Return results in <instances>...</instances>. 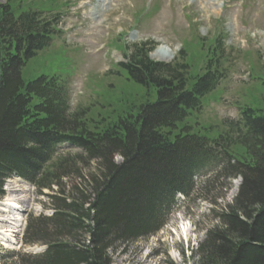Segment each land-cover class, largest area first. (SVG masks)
I'll return each mask as SVG.
<instances>
[{"label":"trees","instance_id":"1","mask_svg":"<svg viewBox=\"0 0 264 264\" xmlns=\"http://www.w3.org/2000/svg\"><path fill=\"white\" fill-rule=\"evenodd\" d=\"M50 4L0 5V197L14 176L53 192V214L31 215L24 240L47 249L19 254L18 262L113 264L111 250L158 234L177 194L197 195L206 185L196 178L213 168L210 181L241 177L242 184L232 204L215 210L197 264H264V98L241 106L238 119L225 120L214 137L190 121L224 78L219 37L206 48L203 72L192 67L186 48L168 63L150 56L153 41L128 46L117 65L143 99L108 102L95 119L88 108L72 109L66 79L24 76L59 34Z\"/></svg>","mask_w":264,"mask_h":264},{"label":"rangeland","instance_id":"2","mask_svg":"<svg viewBox=\"0 0 264 264\" xmlns=\"http://www.w3.org/2000/svg\"><path fill=\"white\" fill-rule=\"evenodd\" d=\"M52 1L59 8L53 13L62 16L58 23L62 33L29 62L24 76L28 79L44 72L67 77L73 110L88 108L89 117L98 119L101 111H108V102L117 105L121 98L130 95L143 99L144 91L119 72L117 64L125 60V46L154 41L151 57L155 60H160L156 58L160 50H175L174 60L186 48L192 67L203 72L205 50L217 35L226 49L220 62L224 78L202 100L201 109L193 112L191 123L196 128L202 127L201 132L211 131L210 136L214 137L224 131L225 120L238 119L240 106L260 105L263 101L264 0ZM6 2L8 0H0V5ZM26 3L34 6L46 1L26 0ZM63 149L67 153H79L68 146ZM115 161L121 163L122 157L117 155ZM212 175L213 168H209L196 178L197 184L206 188L191 198L180 197L177 209L158 234L131 245H120L117 251L111 250L113 264H197L200 246L216 223L215 210L232 204L242 184L241 177H221L213 182L210 181ZM18 178L6 180L4 195L0 197L1 207L9 193L8 184ZM71 179V176L64 179L63 185L69 188ZM235 182L239 183L236 191ZM31 186L27 194L29 202L22 203L23 208L16 211L21 221L10 240L3 236L5 228H2L9 225L4 222L8 211L0 208L3 214L0 216L3 231L0 233V264H26L18 262L19 254L39 255L47 249L44 242L24 243L31 215L49 217L53 214L48 197L52 190L44 189L41 193ZM186 223L190 231L187 237L179 234V228ZM171 244L179 250L178 261L171 255Z\"/></svg>","mask_w":264,"mask_h":264},{"label":"bare ground","instance_id":"3","mask_svg":"<svg viewBox=\"0 0 264 264\" xmlns=\"http://www.w3.org/2000/svg\"><path fill=\"white\" fill-rule=\"evenodd\" d=\"M174 55H175V50L169 49V50H166V52H162V50H160V53L158 54V56L157 57L155 56V57L159 58L160 60H163V61H170L173 59ZM238 184L239 183L235 182V191L238 189ZM8 185H9L8 186L9 193L7 194L5 200L1 202L2 207L0 206V208H2V211H8V213H7L8 215H6L7 219L4 222L9 223V225L8 226L4 225V227H2V228H5V231H4L5 234L3 236H5L6 238H8L10 240L13 237L12 236L13 233L18 231L17 225L21 221V219L19 218V214L16 213V211L20 212V209L23 208L22 203L29 202L30 199L28 198L27 194H29L31 192L32 186L29 183H27L26 181H23L19 178L15 179V180H11V182ZM1 215L3 216V214L0 212V216ZM179 229H180L179 234L181 236H186V237L188 236L190 231H189V226L187 223L183 224L181 226V228H179ZM0 233L1 234L3 233V231L1 229H0ZM179 234H178V236H179ZM164 235H165V233H164ZM175 240H177V238ZM174 245H175V243H174ZM171 247H172V244H171ZM174 247H172L173 249L171 251V255H172V257L177 258V261H178L179 258L181 257V255L179 253V250L174 249Z\"/></svg>","mask_w":264,"mask_h":264}]
</instances>
